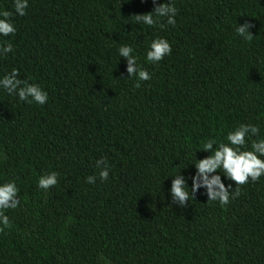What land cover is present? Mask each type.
Here are the masks:
<instances>
[{
    "label": "trees",
    "instance_id": "trees-1",
    "mask_svg": "<svg viewBox=\"0 0 264 264\" xmlns=\"http://www.w3.org/2000/svg\"><path fill=\"white\" fill-rule=\"evenodd\" d=\"M168 2L174 27L137 23L152 0H28L24 16L0 0L15 26L0 37L12 46L0 78L16 69L48 96L38 105L0 89V183L14 181L20 201L0 226V264H264V176H221L224 206L206 188L183 207L169 191L179 172L191 188L208 139L240 124L259 129L244 150L264 138V0ZM246 22L250 41L235 32ZM156 38L172 51L153 64ZM125 44L149 80L129 77ZM50 172L58 183L39 189Z\"/></svg>",
    "mask_w": 264,
    "mask_h": 264
},
{
    "label": "clouds",
    "instance_id": "clouds-1",
    "mask_svg": "<svg viewBox=\"0 0 264 264\" xmlns=\"http://www.w3.org/2000/svg\"><path fill=\"white\" fill-rule=\"evenodd\" d=\"M155 5L154 11L148 14L134 15L138 24L153 26L159 18H165L167 25H176V8L170 2L159 4L158 0H152ZM15 14L19 16L26 15L28 0H13ZM12 13L7 10L0 11V37H7L15 33V26L11 22ZM251 23H244L235 28L236 35L245 41H250L253 38ZM12 51V46L7 41L0 46V55ZM133 48L130 45H121L118 48V55L127 60V73L129 77L135 76L139 81L150 79L149 73L138 67L136 57L133 55ZM171 46L168 40L164 38L154 39L147 50L146 62L156 64L163 60L167 55L171 54ZM18 72L13 69L11 74H7L0 78V89L8 94L15 93L19 101L26 103H35L44 105L48 96L36 84H29L27 81H22L17 78ZM259 129L252 124H240L226 134L224 141L217 142L214 139H208L203 143L200 151L210 153L203 159H196L194 167L196 175L192 177V186L189 188L184 178L179 174L173 175L170 195L173 202H178L181 207L189 202V197L193 198L195 193L200 188H206L208 201L218 202L221 206L229 202V189L222 183L221 176L227 180L234 181L236 185H243L249 181H258L261 176H264V138H259L251 143V150H244L246 138L258 136ZM199 151V152H200ZM96 167L99 170V179L106 181L109 178V166L103 158L96 161ZM86 182L95 184L96 177H86ZM58 183V174L50 172L42 175L37 181V187L47 191L52 186ZM190 190V193H189ZM232 193V192H231ZM19 189L14 181L0 183V226L9 224V217L5 215L8 209H15L20 201L18 200ZM238 194V193H236ZM105 264H109L105 261Z\"/></svg>",
    "mask_w": 264,
    "mask_h": 264
}]
</instances>
